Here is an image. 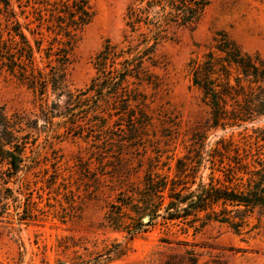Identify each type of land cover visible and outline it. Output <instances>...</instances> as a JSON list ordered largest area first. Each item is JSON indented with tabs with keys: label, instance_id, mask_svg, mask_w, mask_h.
Returning <instances> with one entry per match:
<instances>
[{
	"label": "rangeland",
	"instance_id": "rangeland-1",
	"mask_svg": "<svg viewBox=\"0 0 264 264\" xmlns=\"http://www.w3.org/2000/svg\"><path fill=\"white\" fill-rule=\"evenodd\" d=\"M191 1L203 6L188 25L162 21ZM63 3L0 0V103L27 116L23 161L0 160V264H165L188 248L199 264H264L261 208L240 233L167 210L169 187L245 189L264 174V0H88L65 71L79 103H57L49 87L43 105L7 49L17 58L26 37L48 72L36 42L66 41L46 21ZM108 50L119 55L111 81L96 66ZM162 179L167 190L151 196Z\"/></svg>",
	"mask_w": 264,
	"mask_h": 264
},
{
	"label": "trees",
	"instance_id": "trees-1",
	"mask_svg": "<svg viewBox=\"0 0 264 264\" xmlns=\"http://www.w3.org/2000/svg\"><path fill=\"white\" fill-rule=\"evenodd\" d=\"M71 5L63 3L62 5L55 6L50 9L49 18L46 19L50 23V28L56 32L57 35H62L66 41H60L57 38L49 42L47 48L43 47L44 40L36 42L37 52L44 53V59L46 60V68H49L48 72L36 70L34 60V49L29 44L26 37L22 36L23 45L17 48L16 54H11L8 48V55L11 67L18 69L20 74V80L26 84L35 94L41 96L43 105L46 103L47 89L50 87L52 93L56 96L57 103L61 102L63 96H67L65 101L68 105H76L79 103L77 96L74 98L73 94L66 93V65L69 63V47L73 45L75 32L82 30L88 25L92 19V12L88 5V0H71ZM8 4V3H7ZM195 6V8L193 7ZM203 4L191 1L185 4V9L179 15L172 18H165L162 21L168 23L171 21L176 27L186 26L190 23L195 12L198 11ZM42 17V16H41ZM42 21V19H41ZM158 22H153L154 27ZM236 50V49H235ZM118 58L119 55L112 50H108L103 56H100L98 63H96L97 70L100 77H105L107 80L114 79L115 71H107V64L110 58ZM114 64V62H113ZM129 65V64H127ZM114 66V65H113ZM126 71L132 73L136 71L139 76L142 71L138 68L130 69V66L126 67ZM99 81H95L92 90L97 91L99 87ZM212 90V89H209ZM127 95V90L122 89L115 95L117 102L124 100ZM27 116L21 114H14L11 117L8 116L5 106L0 103V160H7L13 166H17L18 163L24 159V151L27 142L20 138V133L23 131L22 126L26 124ZM259 178L257 180L250 179L245 189H231L228 187H215L209 185L208 187L201 185L198 192H191L188 195L182 197H175V189L169 187L167 180L162 179L160 182L152 181V194L151 196L158 197L164 193L167 188L169 193L167 198L168 202L167 210L168 216L173 217L174 213L183 211L187 213L186 216L199 217V214L203 213V218L200 219L201 227L216 222L220 224H226L236 232L240 233L241 229L246 225L245 219L254 213L257 208H261L264 212V174H257ZM172 185V182H171ZM163 197V196H162ZM164 198V197H163ZM185 204V207L180 209V205ZM162 205L152 204L146 207L143 212H147V215L155 216L158 209ZM216 207H221L220 210H216ZM231 208V209H228ZM176 218V217H173ZM185 247H189L188 242L183 244ZM200 255L194 249H185L184 254L169 256L165 264H199ZM207 264H222L220 261H211Z\"/></svg>",
	"mask_w": 264,
	"mask_h": 264
}]
</instances>
